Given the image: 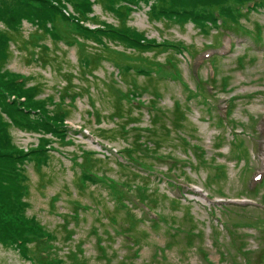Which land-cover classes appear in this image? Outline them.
Listing matches in <instances>:
<instances>
[{
    "label": "rangeland",
    "instance_id": "1",
    "mask_svg": "<svg viewBox=\"0 0 264 264\" xmlns=\"http://www.w3.org/2000/svg\"><path fill=\"white\" fill-rule=\"evenodd\" d=\"M35 1L0 0V33L12 24L13 37L0 44V58L11 57L0 63V113L18 150L35 152L23 167L27 189L15 213L33 221L18 226L26 230V254L4 243L0 230V264H43L41 252L52 256L48 264H264V4L239 19L253 35L234 36L212 23L208 7L218 0H136L124 17L88 0L90 18L115 27L124 21L144 40L188 49L141 52L105 42L125 60L107 50L89 69L84 46L92 53L101 44L78 39V26L61 23L72 35L57 41L49 25L50 34L39 30V13L53 6L75 15L70 0ZM162 1L204 16L193 19L189 9L183 26L157 19L153 8ZM17 76L27 79L23 97L11 89ZM19 103L25 121L32 113L38 122L35 107L44 103L50 127L56 106L66 109L65 139L54 129L14 126L8 113ZM178 107L186 119L176 129ZM141 136L147 156L128 154Z\"/></svg>",
    "mask_w": 264,
    "mask_h": 264
},
{
    "label": "trees",
    "instance_id": "2",
    "mask_svg": "<svg viewBox=\"0 0 264 264\" xmlns=\"http://www.w3.org/2000/svg\"><path fill=\"white\" fill-rule=\"evenodd\" d=\"M39 0L35 1L38 2ZM62 0H56V2L59 4ZM99 2L100 4H102L103 7V11L104 13H113L116 15H121L122 17H124V15H126L128 12H132L133 10L131 9V6H136L137 5V1L136 0H96V2ZM216 1V0H214ZM223 1V2H221ZM71 4L73 5V10L75 15L70 14L68 11H64V8H59V7H52L53 10H50V14L48 13L49 10H46L47 12L44 13H39L41 16L39 17H44L41 19V22L39 26V30L41 33L45 32L48 33V30L46 29V25H49L51 29V32L53 31V35L55 40H65L66 37H70L72 35L71 32H67V31H61L60 29V24L61 23H65L67 24V26L70 25H75L78 26V39H89L90 41L96 43V48L99 46V44H101L98 49H92V53L89 52L88 46H84V43H82L80 40H78L77 42L80 43L82 46L87 47L86 49V54L88 57V62L87 60L84 61V64L87 65V63H89L88 68L91 69L92 67H95V69L99 68V65L102 64L104 58H103V53L106 52L107 50H109L111 53H115L117 56L123 58V54L113 50L112 48H110L108 45H106L105 42H109L111 44H120L123 47H133L135 50H139L141 52H145V51H153L152 48L154 45H158L159 47H174L177 50H186L188 51V49L184 46H182L181 44H174V45H170L167 43H159V44H155L153 41H147L144 40L143 36L138 35L139 33H137L135 30H133L132 28L127 26V23L122 21L120 22V25L122 27H115V26H110L108 23L106 22H102L99 19L95 20L96 18H90L89 14L93 13V4L90 3L88 0H70ZM83 3V6H82ZM163 5L160 6L159 3L156 5L157 8L155 9V6L153 8V13L157 17V19H168L169 21H173L175 20L176 22H178L181 26H183L184 21L181 20V17H185L187 15V13H189V9L190 8H180V6L178 8H173L171 7H167L164 3V1H162ZM264 4L263 0H218L217 2L213 3L211 6L208 7V10L210 11V16H211V20L212 23L215 24L216 28H219L220 30H223V32H230L232 33L234 36H239V34H243L246 36H252L253 34L250 32H247L245 30H243L241 28V24H240V18H245L246 15H249L250 13H252L253 11H256L257 7H261ZM82 8H85L87 10V15H85L82 11ZM195 9V7H192V9H190V11H193ZM32 10L31 9H26L23 13H27ZM115 12V13H114ZM117 12V13H116ZM83 13V14H82ZM115 15V16H116ZM47 16V17H46ZM204 16L203 12H198L197 10H194L192 12V18L193 19H197L199 17ZM26 18L29 21H33V19L35 18V15L32 16V13L28 14V16H26ZM94 22L95 24L100 25V28H96V29H90L88 27H85L83 24L85 22ZM8 31H4L2 33H0V44H4V38L8 39L9 41L11 39H13L12 34L9 32L12 28V24H8L7 26ZM15 29V28H13ZM9 32V33H8ZM50 34V33H48ZM11 37V38H10ZM86 40V41H87ZM260 42V39H256V42ZM74 43V42H71ZM42 49H46V51H48V48L44 47ZM139 52V53H141ZM47 55V53H44ZM126 56V55H125ZM41 57V56H40ZM11 59L10 55L8 54V52H4V54L2 55V58H0V63L1 62H8ZM42 63L46 62L43 59L42 56ZM125 60L120 59V62ZM119 63V62H118ZM121 64V63H120ZM5 65V64H4ZM3 65V66H4ZM85 68V67H84ZM119 72L121 73L122 77L125 76V70L124 68H122L121 66L117 67ZM94 69V70H95ZM127 69H133V70H138L139 72H145L146 74H148L150 71L144 68H135L132 66H129ZM1 70V68H0ZM85 70H88L85 68ZM91 72V70H88ZM93 71V70H92ZM140 72V73H142ZM125 78V77H124ZM213 79V78H212ZM27 79L22 77V76H17L11 84V89L12 92L17 94L20 97H23L26 95L27 92H24V86L26 85ZM206 83V82H204ZM38 87V86H37ZM35 87V89L39 90V87L37 88ZM68 90V89H66ZM65 90V91H66ZM69 91V90H68ZM38 93V91H37ZM30 96V95H27ZM31 96H33L31 94ZM61 96L64 97V94H61ZM74 98L73 95H70L68 97H64V98ZM232 99V98H231ZM22 103L25 105L28 103V99L22 101ZM19 103V106L22 108H18L15 110H12V112L8 113L9 118L12 120L14 126L18 127L20 130H27L30 132H33L35 129L37 131L39 130H45L46 132L48 131L47 129H54V131H51V133L53 135H56V137L61 138L62 140L65 139L66 137V126H65V122H66V117H68V112L66 111V109H63L60 106H56L55 109V116H53V118H55V127H50L49 126V120H52V118H50L48 116V113L46 112L45 108H44V103L43 105H39L38 107H35L37 110V115L41 116V118L43 119V122H38L35 119H32V113H30V117H28V120L25 121L24 116H22L21 114L24 113V106H22L23 104ZM16 104L14 103L12 105V109H14L13 107ZM69 105V103H68ZM120 111V109H119ZM150 111L151 112H156L160 115L162 112H159L158 110H156V108H154L153 106L150 107ZM16 112V114L14 113ZM176 114H177V125L175 126L176 129L178 128H182V121L186 119V116L182 113V111L179 110V107L175 109ZM52 117V116H51ZM117 117H120L119 115H117ZM116 117V118H117ZM229 120V113H227V126H230V124H228ZM37 123H40L41 125L38 126ZM134 124V123H132ZM10 127L9 123L6 122V120L3 117V114L0 113V133L3 134V137L0 136V230H2V235L4 238V243L6 244H14L16 246L19 247V249L23 252V254H26V242L27 239L25 238L26 236V230L24 228L23 229H19L20 228V224H23L21 222V216L20 214H15L17 212H19V208L18 205L16 203L19 202V197L21 194H24L27 186L24 184V180H26V171L25 168H23L25 166V163L28 162V160L30 161V159L34 158V153L32 152L31 154L27 155L24 154L23 152H21L20 150H18V147H16L13 143L12 138L8 135L9 131L8 128ZM135 131L137 130V128H133ZM167 130H169L167 128ZM151 131L150 129H148L147 132ZM45 132V133H46ZM142 136L140 138H138V140H136V144L134 146H131L129 153H134V151H132L131 149H135L136 152H138V154H142L143 157H146V152L148 147L146 146L145 142L141 141ZM152 139L156 142H159L160 139L152 137ZM242 142V141H241ZM46 144H48L49 142L46 141ZM150 143V142H148ZM7 144L9 145L7 147ZM186 144L190 145L188 142H186ZM12 145V146H10ZM48 146V145H47ZM134 147V148H132ZM194 148L196 150H200L199 146H194ZM40 149H43V147H40ZM52 149V148H50ZM54 150V148L52 149ZM131 151V152H130ZM48 152V150L46 151ZM130 156V155H129ZM131 160H134V157L131 156L130 157ZM158 158L163 161L162 157ZM173 163H176V161H173ZM84 177V176H83ZM144 202L146 200H140V202ZM143 204V203H142ZM18 209H17V208ZM149 207V206H148ZM150 208V207H149ZM151 209V208H150ZM17 216V218H16ZM20 216V217H18ZM15 218V219H14ZM17 220V221H16ZM26 220V219H23ZM28 221V220H26ZM29 224L31 225V222L33 221H28ZM28 224V225H29ZM19 226V228H18ZM49 238V235H43L40 238L41 242L46 241ZM128 238L129 241L134 242V238H130V237H126ZM3 243V241L1 242ZM3 243V244H4ZM245 248H243L244 250ZM160 252H163V250H160ZM249 250H245L244 253H242L243 257H246L247 262H248V258L246 256L247 253H249ZM264 253V252H263ZM252 254H250L248 257H250ZM41 256V260L43 264H48V261L51 260V255H49L46 252H41L40 253ZM261 260H264V254L260 257ZM262 264V263H260Z\"/></svg>",
    "mask_w": 264,
    "mask_h": 264
}]
</instances>
